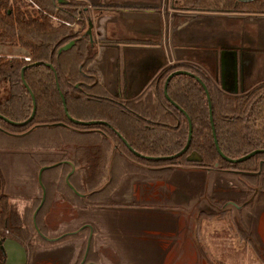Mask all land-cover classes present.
Returning <instances> with one entry per match:
<instances>
[{
	"label": "trees",
	"instance_id": "trees-1",
	"mask_svg": "<svg viewBox=\"0 0 264 264\" xmlns=\"http://www.w3.org/2000/svg\"><path fill=\"white\" fill-rule=\"evenodd\" d=\"M180 6L264 15V0H181ZM117 7L120 6L99 4L89 7L79 0H0V45H15L29 58L25 61L21 56L0 55V84H4L6 90V95L0 99V128L19 134L34 124L64 123L67 127H38L17 138H26L37 132L36 146L47 150H65L72 144L68 151L71 157L67 160L74 169L76 165L80 166L68 175V182L78 192L84 181L93 178L97 181L103 177V170H98L96 159L106 153L101 148L103 143L111 146L110 141L119 150L114 152V156L127 167L132 165L131 161L136 163V170L141 167L154 172L173 166L209 168L216 163L219 169L245 172L243 177L247 180L264 181V152L238 162L224 160L218 155L210 128L207 99L195 77L208 93L216 144L220 152L230 159L254 149H264V81L247 90L228 92L197 65L177 62L156 73L151 82V93L126 99L111 96L100 86L95 73L87 69L94 57V42L89 40L85 30L91 8ZM65 22L75 23L77 27L66 26ZM71 40L73 44L70 47L57 52ZM175 70H184L193 76L176 73L168 79L165 92L169 101L163 94V83L166 76ZM30 95L34 112L26 121L32 110ZM187 118L191 126L188 146L181 154L173 156L185 144ZM89 155L92 165L90 160L89 165H82V159L86 160ZM165 156L168 158H157ZM259 161H262L260 172L254 174ZM61 164L69 168L68 163ZM111 173L114 174L112 170ZM112 174L109 185L113 181ZM66 188L78 196L67 185ZM78 199L82 203L88 202L84 197L78 196ZM254 201L264 203V187L257 186ZM42 207L43 203L35 218ZM8 216L9 197L0 193V240L12 239L25 251L28 245L11 236L6 228ZM14 216L17 215L14 213ZM204 216L207 218L209 215ZM75 235H65L60 239ZM4 263L5 254L0 249V264Z\"/></svg>",
	"mask_w": 264,
	"mask_h": 264
},
{
	"label": "rangeland",
	"instance_id": "rangeland-1",
	"mask_svg": "<svg viewBox=\"0 0 264 264\" xmlns=\"http://www.w3.org/2000/svg\"><path fill=\"white\" fill-rule=\"evenodd\" d=\"M65 25L77 27L75 23ZM238 41L243 60V80L239 85L246 90L259 80L262 56L258 51L248 53L244 50L242 44L247 42L244 34ZM225 56H231V53L225 52ZM115 70L114 66L108 68L106 87L113 96H118L114 86ZM230 72L225 69V75ZM231 84L234 89V82ZM226 86H229L227 80ZM5 95L4 84H0V99ZM36 134L21 139L0 133V193L9 197L6 228L11 236L28 245L22 255L24 264H70L72 261L81 264L86 246L84 239L89 231L78 228L87 222L86 218L95 219L91 222V230L96 235L92 245L95 250L85 253L86 264L93 259H97V264H264V203L254 201L257 186L264 187V181L253 182L243 174L226 171L233 169L216 166L219 170L210 171L207 176L202 170L173 167L154 172L141 167L136 170V163L131 161L132 165L127 167L114 156L115 151L110 166V180L111 170L114 172L112 183L109 185L108 182L101 190L84 197L92 206L87 210L83 208L79 218L73 212L80 202L78 196L65 185L69 168L60 163L41 172L44 202L42 211L34 218L37 229L45 238L77 231L72 233L76 234L74 237H66L62 242L56 240L70 234L54 240L39 238L31 220L41 197L36 180L38 169L59 161L70 162L67 158L71 157L68 151L72 144L65 150L38 148ZM103 146L106 153L96 159L103 177L97 181L94 178L86 180L80 187L76 184L80 189L79 192L76 190L78 193L97 189L106 181L111 146L106 143ZM89 160L92 165L90 155L86 160L82 159L81 164L89 165ZM78 166L73 169L76 171ZM154 174H157L155 178ZM262 177L264 179V173ZM186 186L190 189L184 188ZM203 193L206 199H202ZM249 197L251 199L238 209L231 204L222 207L225 202L240 205ZM190 205L193 209L189 215L188 243L175 253L180 223ZM204 214L210 217L206 218ZM100 235L108 236L107 245L102 244V238L101 242L98 240ZM77 241H82L78 259L73 253Z\"/></svg>",
	"mask_w": 264,
	"mask_h": 264
},
{
	"label": "crops",
	"instance_id": "crops-1",
	"mask_svg": "<svg viewBox=\"0 0 264 264\" xmlns=\"http://www.w3.org/2000/svg\"><path fill=\"white\" fill-rule=\"evenodd\" d=\"M79 1L89 7L99 4L120 6L109 9L91 8L89 11L94 57L87 69L95 73L100 86L111 96L113 95L106 87L109 67L114 66L116 69L114 86L117 95L126 99L151 93V82L156 73L164 66L177 62L197 65L219 86L222 78L225 91L233 92V82L235 92L244 90L243 86L239 85L243 80V60L238 49V39L243 34L247 39V42L242 44L244 50L248 53L258 51L262 56L258 82L264 81V15L188 9L180 6L181 0ZM225 52L231 53V56H225ZM0 55L25 57L27 53L15 45H0ZM225 69L231 72L225 75ZM226 80L229 86H226ZM147 178L155 181L151 177ZM184 188L190 189L188 186ZM91 206L92 204L79 202L73 212L79 218V212ZM86 221L89 223L84 222L78 230L86 228L89 231L88 227L93 229L91 222H95V219L86 218ZM95 236L91 230L90 247L88 244L90 251L95 250L94 246L92 247ZM101 238L102 244L107 245L108 236L100 235V242ZM64 240L65 238H62L58 241ZM81 244L82 241H77L73 248L77 259L81 255ZM98 245L96 243V246ZM8 250L9 264H16L18 250L12 247ZM94 260H89L88 264H92ZM70 264L77 263L72 261Z\"/></svg>",
	"mask_w": 264,
	"mask_h": 264
},
{
	"label": "water",
	"instance_id": "water-1",
	"mask_svg": "<svg viewBox=\"0 0 264 264\" xmlns=\"http://www.w3.org/2000/svg\"><path fill=\"white\" fill-rule=\"evenodd\" d=\"M57 1H63V0H57ZM241 1H247V0H241ZM90 28H91V24H90V22H88L87 27H86V30H85V34L88 36L89 40L92 41V40H91V32H90ZM72 44H73V41L71 40V41L67 42L66 44L62 45L61 47H59V49L57 50V52H60L61 50H64V49H67V48L70 47ZM220 72L222 73V71H220ZM176 73H186V74L192 75L191 73H189V72H187V71H184V70H175V71H172L171 73H169V74L166 76V78H165V80H164V83H163V94H164V96L166 97V99H168V100H169V98H168V96L166 95V92H165L166 82L168 81V79H169L173 74H176ZM221 73H220V75H221ZM234 73H235V72H234ZM20 75H21V74H20ZM192 76H193V75H192ZM194 77H195V76H194ZM220 78H221V77H220ZM195 79H196V80L200 83V85L202 86V88H203V90H204V93H205V96H206V99H207V103H208V112H209V121H210V128H211V132H212L213 143H214V146H215V149H216L218 155H219L222 159H224V160H227V161H230V162H238V161H242V160H244V159L250 157L251 155H253V154H255V153H258V152H264V149H254V150H252V151L246 153L245 155H243V156H241V157H238V158H235V159L227 158V157H225V156L220 152V150H219V148H218V146H217V144H216V140H215V136H214V131H213V125H212V123H211V114H210V108H209V97H208L207 90H206L205 86L203 85V83H202L197 77H195ZM220 87L223 89L222 78H221V84H220ZM235 90H236V89H233V92H235ZM30 96H31V99H32V110H31V113H30L29 117L26 119V121L30 120V118L32 117L33 112H34V102H33V97H32V95H30ZM61 101H62V103H64V100H63L62 97H61ZM169 101H170V100H169ZM175 106H176V105H175ZM176 107H177V106H176ZM64 111H65V108H64ZM94 122H95V121H94ZM83 123H90V122H83ZM44 126H45V127H54V126L67 127V126H66L64 123H62V122H52V123L34 124V125H32L31 127H29L27 130H25L24 132L19 133V134L8 133V132L2 130L1 128H0V132H2V133H4V134H7V135H10V136L20 137V136H24L25 134L29 133L30 131L34 130V129L37 128V127H44ZM187 126H188V131H187V138H186L185 144H184V146H183L178 152H176L173 156H177V155L181 154V153L187 148V146H188L189 139H190V132H191L190 121H189L188 118H187ZM98 132H99V131H98ZM100 133H101V132H100ZM101 134H102L103 136H105L103 133H101ZM110 143H111V152H110V158H109V163H108V168H107V179H106V181H105L102 185H100L97 189L91 190V191H89V192H87V193H83V194L78 193V192H76V191L72 188V186L69 184V182H68V175L73 171V165H72L70 162H68V161H59V162H56V163H53V164H50V165H45V166H41V167H39L38 172H37V182H38L39 185H40V189H41V197H40V201H39L38 205H37L36 208L34 209V211H33V213H32V216H31L32 225H33L34 230L36 231L37 234H39L41 237H43L42 234H41V233L39 232V230L37 229V227H36V225H35V222H34L35 213H36V211L38 210L39 206L41 205V203H42V201H43V199H44V189H43L42 185L40 184V174H41V172H42L43 170L47 169V168H50V167L56 166L57 164L62 163V162H67V163H69V165H70V170L68 171V173H67L66 176H65V183H66V185H67V186H68V187H69V188H70L75 194H77V195L80 196V197H86V196H88L89 194H92V193H94V192H97V191L101 190V189H102V188H103V187L109 182V180H110L111 158H112V155H113V152H114V151H119V150L117 149V146H116L112 141H110ZM127 147H128V146H127ZM130 150H131V148H130ZM146 158H151V157H146ZM157 158H168V156H165V157H157ZM261 162H262V161H259L257 171L254 172V174H256V173L259 172V170H260V166H261ZM215 166H216V163L214 164L213 167H209V168H208V167H200V166H187V167L173 166V168H176V169H185V170H202V171H204V172L206 173V176H207V173H208V172H210V171H214V170H219V169H216ZM226 171L231 172V173H235V174H244V173H245V172H243V171H239V170H226ZM205 183H206V180H205ZM204 187H205V185H204ZM253 189H254L253 192H255V188H253ZM202 199H206L204 193H203V195H202ZM250 199H251V197H249L247 200H245L244 202H242L240 205H236V204H234V203H232V202H225V203L222 205V207L225 206L226 204H231V205L234 206L236 209H238V208L242 207L244 204H246ZM222 207H221V208H222ZM192 209H193V205H190V207L187 208V210H186V211H187V214H186L185 217L183 218L182 223H181V225H180L179 239H178L179 241H177L178 243L176 244V246H178V249H177V247H176V251H175V253H178L179 250L183 249V246H184L185 244L188 243V238H189L188 231H189V221H190V219H189V215H190ZM88 228H89V234H88L87 239H86V246L84 247V250H85V251H84V254H83V258H82L81 263H82L83 260H84V255H85V253H86V251H87L88 244H89V238H90V234H91V229H90V227H88ZM78 229H79V228H78ZM76 231H77V230H76ZM76 231H71V232L63 233L62 235H65V234H72V233H74V232H76ZM62 235H60V236H62ZM60 236L55 237V238H45V237H43V238L46 239V240H54V239L59 238ZM9 247H12V248H15V249L18 250L19 255H18V258H17L18 260L15 259L16 264H24V262H21V261H22V255L24 254V249H23V247H22L19 243H17L16 241H14V240H12V239H3L2 241H0V249H1V250L3 251V253L5 254V263H4V264H9V263H10V261H9L10 254H9V250H8Z\"/></svg>",
	"mask_w": 264,
	"mask_h": 264
},
{
	"label": "flooded vegetation",
	"instance_id": "flooded-vegetation-1",
	"mask_svg": "<svg viewBox=\"0 0 264 264\" xmlns=\"http://www.w3.org/2000/svg\"><path fill=\"white\" fill-rule=\"evenodd\" d=\"M119 152V151H118ZM40 177H41V174H40ZM36 180H37V176H36ZM37 184L39 185V183L37 182ZM40 184L42 185V183H41V180H40ZM39 187H40V185H39ZM43 187V186H42ZM41 190V189H40ZM41 206V205H40ZM39 206V207H40ZM39 209V208H38ZM36 214V213H35ZM39 235V234H38ZM43 238V237H42ZM188 247V246H187ZM86 253H87V251H86ZM84 258H85V255H84ZM84 262H82L81 264H86L87 262H85V260H83ZM97 262V260L95 259L94 261H93V263L92 264H97L96 263Z\"/></svg>",
	"mask_w": 264,
	"mask_h": 264
},
{
	"label": "built area",
	"instance_id": "built-area-1",
	"mask_svg": "<svg viewBox=\"0 0 264 264\" xmlns=\"http://www.w3.org/2000/svg\"><path fill=\"white\" fill-rule=\"evenodd\" d=\"M65 24L68 25L69 23L65 22ZM23 59H24L25 61H28V60H29V58H28L27 56L23 57Z\"/></svg>",
	"mask_w": 264,
	"mask_h": 264
},
{
	"label": "bare ground",
	"instance_id": "bare-ground-1",
	"mask_svg": "<svg viewBox=\"0 0 264 264\" xmlns=\"http://www.w3.org/2000/svg\"><path fill=\"white\" fill-rule=\"evenodd\" d=\"M179 239V238H178ZM179 241V240H178ZM178 243V242H177ZM177 247V249H178V246H176ZM181 257L183 258V254H181Z\"/></svg>",
	"mask_w": 264,
	"mask_h": 264
}]
</instances>
